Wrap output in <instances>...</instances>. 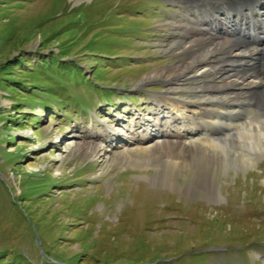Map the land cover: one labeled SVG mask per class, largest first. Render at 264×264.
I'll return each mask as SVG.
<instances>
[{"label": "rangeland", "instance_id": "1", "mask_svg": "<svg viewBox=\"0 0 264 264\" xmlns=\"http://www.w3.org/2000/svg\"><path fill=\"white\" fill-rule=\"evenodd\" d=\"M180 2L0 0V264H264V157L173 189L124 164L172 74L146 77L180 64Z\"/></svg>", "mask_w": 264, "mask_h": 264}, {"label": "bare ground", "instance_id": "2", "mask_svg": "<svg viewBox=\"0 0 264 264\" xmlns=\"http://www.w3.org/2000/svg\"><path fill=\"white\" fill-rule=\"evenodd\" d=\"M180 3L184 21L177 39L185 45L180 46V64L146 77L151 81L172 74L166 81V95L154 98L158 106L154 129L134 133L123 148L125 165L152 168L155 174L149 179L172 189L181 188L176 181L181 171L198 168V182H203L205 168L226 171L229 163L235 162L250 168L255 156L264 157V0ZM258 33L263 37L256 38ZM200 65L202 77L191 78ZM186 80L192 85L183 99L177 92L182 91L180 84ZM241 109L247 117L236 124L228 123V116ZM222 126L237 132L234 150L229 138L220 140L211 133L213 129L222 131ZM107 137L105 129L99 130L79 141L76 148L90 157L96 142ZM244 149L254 154L247 155ZM185 189H190V182Z\"/></svg>", "mask_w": 264, "mask_h": 264}]
</instances>
